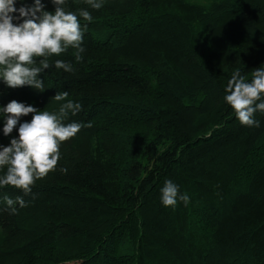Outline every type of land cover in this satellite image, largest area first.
Wrapping results in <instances>:
<instances>
[{
  "label": "trees",
  "instance_id": "obj_1",
  "mask_svg": "<svg viewBox=\"0 0 264 264\" xmlns=\"http://www.w3.org/2000/svg\"><path fill=\"white\" fill-rule=\"evenodd\" d=\"M102 5L64 6L93 17L80 18L81 61L74 49L51 58L73 72L46 69L42 92L0 80V106L56 112L64 91L81 105L55 170L27 195L0 187V264H264V113L244 126L224 100L233 72L250 81L264 68V0ZM3 123L7 146L18 132L5 136ZM168 180L187 204L163 206ZM17 197L13 213L6 198Z\"/></svg>",
  "mask_w": 264,
  "mask_h": 264
},
{
  "label": "clouds",
  "instance_id": "obj_2",
  "mask_svg": "<svg viewBox=\"0 0 264 264\" xmlns=\"http://www.w3.org/2000/svg\"><path fill=\"white\" fill-rule=\"evenodd\" d=\"M54 11L45 10L42 0H33L31 5L17 0H0V80L9 88L30 86L37 91H44L45 85L40 74L54 67L57 70L73 72V65L61 59L69 49L77 62L81 61L84 31L80 18L91 22L90 11L80 9L79 14L66 11L67 0H49ZM94 10H99L102 0H84ZM18 13V15H14ZM14 20L20 21L14 23ZM225 102L232 108L241 125L259 126L254 118L257 111L264 113V68L253 71L251 80L246 81L239 69L228 80ZM68 92H56L53 100L62 103L56 112L39 111L31 105L16 100L0 106V115L4 117L3 134L9 136L14 128L18 135L7 146L0 145V187L11 186L25 195L31 192L37 180L43 179L54 171L60 159V145L74 137L81 125L76 122L64 123L69 114H77L81 105L67 100ZM32 114L30 121L20 122L22 116ZM17 125L18 128H17ZM66 172V169H61ZM178 199L189 202L186 194L178 191V186L171 180L161 189L163 206L174 207ZM14 203L25 206L22 197L14 201L6 198V204L14 213Z\"/></svg>",
  "mask_w": 264,
  "mask_h": 264
},
{
  "label": "rangeland",
  "instance_id": "obj_3",
  "mask_svg": "<svg viewBox=\"0 0 264 264\" xmlns=\"http://www.w3.org/2000/svg\"><path fill=\"white\" fill-rule=\"evenodd\" d=\"M65 264H79V263L75 261H71V262H66Z\"/></svg>",
  "mask_w": 264,
  "mask_h": 264
}]
</instances>
